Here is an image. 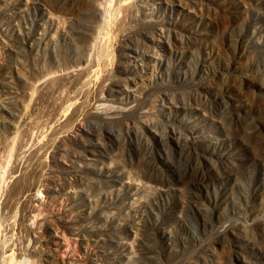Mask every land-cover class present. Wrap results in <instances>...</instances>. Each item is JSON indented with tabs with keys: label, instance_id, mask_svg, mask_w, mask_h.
Masks as SVG:
<instances>
[{
	"label": "rangeland",
	"instance_id": "374dc122",
	"mask_svg": "<svg viewBox=\"0 0 264 264\" xmlns=\"http://www.w3.org/2000/svg\"><path fill=\"white\" fill-rule=\"evenodd\" d=\"M0 264H264V0H0Z\"/></svg>",
	"mask_w": 264,
	"mask_h": 264
}]
</instances>
